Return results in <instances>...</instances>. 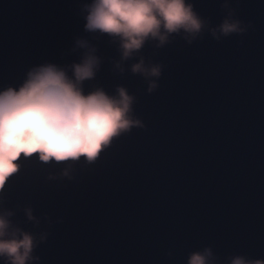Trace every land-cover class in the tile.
I'll list each match as a JSON object with an SVG mask.
<instances>
[{
	"label": "water",
	"instance_id": "95a60500",
	"mask_svg": "<svg viewBox=\"0 0 264 264\" xmlns=\"http://www.w3.org/2000/svg\"><path fill=\"white\" fill-rule=\"evenodd\" d=\"M88 2L0 0V88L20 85L34 65L78 62L72 49L83 37L102 60L85 91L127 88L143 127L95 162L71 164V179L61 176L64 165L22 157L0 211L16 212L25 230L49 233L34 253L40 264H186L205 247L220 264L264 259V0H227L252 25L244 35L146 45L141 55L164 65L153 93L127 71L136 59L119 74L116 45L83 31ZM190 2L211 26L222 22L225 0ZM29 206L40 229L26 222Z\"/></svg>",
	"mask_w": 264,
	"mask_h": 264
},
{
	"label": "clouds",
	"instance_id": "9594fccd",
	"mask_svg": "<svg viewBox=\"0 0 264 264\" xmlns=\"http://www.w3.org/2000/svg\"><path fill=\"white\" fill-rule=\"evenodd\" d=\"M222 8L225 16L215 27L194 10L190 0H90L82 4L80 15L85 33L107 37L116 45L119 60L114 70L123 74L125 63L136 59L127 71L140 76L148 93H153L164 65L146 60L141 55L145 46L162 49L176 36L191 45L205 32L219 42L244 35L252 27L237 18L227 0ZM77 51L78 62L34 65L20 85L0 88V197L9 179L21 171L22 157L64 165L61 176L71 179V164L95 162L115 139L133 127H143L134 116L136 97L127 88L118 86L114 94L102 87L85 91V83L96 78L102 60L99 49L86 38L75 40L72 52ZM22 211L26 222L40 229L41 219L32 207ZM15 215L7 208L0 211V264H40L34 253L49 233L25 230L14 221ZM186 264L220 262L211 247H205L189 253ZM224 264H264V259L237 255Z\"/></svg>",
	"mask_w": 264,
	"mask_h": 264
}]
</instances>
